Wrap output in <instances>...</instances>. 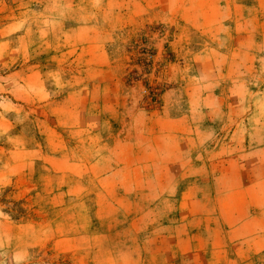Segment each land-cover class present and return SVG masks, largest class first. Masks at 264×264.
Masks as SVG:
<instances>
[{
  "label": "rangeland",
  "instance_id": "obj_1",
  "mask_svg": "<svg viewBox=\"0 0 264 264\" xmlns=\"http://www.w3.org/2000/svg\"><path fill=\"white\" fill-rule=\"evenodd\" d=\"M0 264H264V0H0Z\"/></svg>",
  "mask_w": 264,
  "mask_h": 264
}]
</instances>
